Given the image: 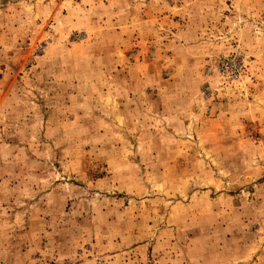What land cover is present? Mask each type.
Wrapping results in <instances>:
<instances>
[{"label":"rangeland","instance_id":"374dc122","mask_svg":"<svg viewBox=\"0 0 264 264\" xmlns=\"http://www.w3.org/2000/svg\"><path fill=\"white\" fill-rule=\"evenodd\" d=\"M0 264H264V0H0Z\"/></svg>","mask_w":264,"mask_h":264}]
</instances>
